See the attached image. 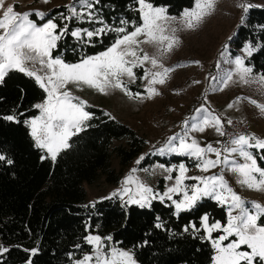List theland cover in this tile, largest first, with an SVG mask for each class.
<instances>
[{
	"label": "snow or ice",
	"instance_id": "obj_1",
	"mask_svg": "<svg viewBox=\"0 0 264 264\" xmlns=\"http://www.w3.org/2000/svg\"><path fill=\"white\" fill-rule=\"evenodd\" d=\"M42 2L48 3L49 0ZM100 2L71 0L65 5L66 13L61 12L48 19H45L44 12L36 11L35 15L43 21L38 24L30 18L32 12H17L15 4L0 0V85H4L12 73H20L34 80L42 90L41 102L33 105L39 114L25 119L23 123L29 129L34 147L43 153L41 160L50 159L53 164L62 152L72 147L70 141L73 137L91 127L89 122L94 118V114L87 110L90 107L88 102L74 95L73 87L81 91L92 89L103 95L119 90L129 99L136 100L153 99L160 95L155 86L164 85L177 67L185 66L166 67L163 63V59L181 43L178 32L199 28L213 14L218 0H193L192 7L184 8L178 17L169 14L168 6L156 5L153 0H133L129 9L138 13L139 22L121 18L120 26L106 22L98 14L100 9L96 6ZM237 7L242 10L240 26H243L253 5L240 0ZM69 22L79 25L87 23L91 27L77 26L70 30ZM258 27L264 31V25ZM111 33H115V36L104 51L80 55L75 63L66 62L62 53L54 55L60 51V42L66 37L74 38L81 45L82 52L88 46H95L96 42L102 43V38ZM234 35L229 36L228 40L232 41ZM143 45L151 46L155 51L149 54ZM262 49L264 42L246 40L240 54L233 55L229 44L225 43L216 63L221 74L211 77L218 85L213 91H223L230 84L238 83L256 85L258 91L264 94V73L254 74V66L250 63L254 53ZM192 63L199 64V61ZM222 65L228 67L222 69ZM135 69H143V75L138 77ZM137 79L147 82L144 89L146 95L134 93L129 87ZM243 100L264 115V103L249 97L238 96L227 108L232 109ZM104 115L113 118L109 113ZM0 120L21 122L15 112L0 114ZM232 123V120H227L228 125ZM209 128L220 137L226 135L221 116L201 105L195 109V115L184 121L182 133L168 137L161 147L147 155L187 157L195 161V167L200 172L208 173L220 168L218 174L190 176L185 162L169 165L157 163L152 169H139L151 175L159 171L164 180L173 182L160 192L142 180L137 175L138 168L133 167L117 189L85 207L95 208L97 203L115 198L124 209L132 206L152 209L154 201L162 205L167 201L170 202L167 207L172 209V214L179 217L182 213L196 210L204 200L214 201L225 209L226 223L222 224L219 220L210 223L209 214L205 213L200 217L199 227L189 222L183 232H191L194 238L210 244V264H264V205L245 201L225 178V171H228L234 174L236 183L242 187L264 191V167L257 160L259 157L264 161V138L255 134H238L226 143L218 140L217 147L212 143L201 146L196 138L190 136V133H203ZM233 157H238L242 162ZM144 160L145 155H142L135 164L141 165ZM0 162L13 164V160L3 153H0ZM188 180L194 183L187 184ZM174 196L180 198L174 199ZM156 221L154 227L164 230L165 225L159 216ZM91 227L90 223L86 225L88 234L83 237L90 251L79 259H74V254L69 253L72 264H138L134 249L113 246L112 235L102 237L93 234L89 231ZM214 233L219 235L214 236ZM148 243V240H143L135 247L147 246ZM75 247L80 249L82 246L77 244ZM9 251L8 247L0 244V257ZM24 251L29 253L26 264H33L32 257L38 254L39 247Z\"/></svg>",
	"mask_w": 264,
	"mask_h": 264
},
{
	"label": "trees",
	"instance_id": "obj_2",
	"mask_svg": "<svg viewBox=\"0 0 264 264\" xmlns=\"http://www.w3.org/2000/svg\"><path fill=\"white\" fill-rule=\"evenodd\" d=\"M153 2L168 6L169 14L175 16L193 4V0ZM132 4L133 0H101L96 7L106 22L120 26L121 18L139 22L138 13L129 9ZM61 12L66 13L65 5L51 9L45 19ZM33 19L38 24L43 23L36 15ZM259 25H264V9L252 8L232 41L235 54L246 40L264 42L261 39L264 31ZM77 26L91 27L87 23L69 22L70 30ZM114 36L115 33H111L102 38V43L96 42L82 52L81 45L69 36L60 42V51L54 55L62 53L66 62L75 63L80 55L104 51ZM250 63L255 73H264V49L254 53ZM142 75L143 69H137V76ZM129 87L134 93H144L143 80L137 79ZM42 98V90L34 80L20 73H12L5 84L0 85V114L15 112L21 121L0 120V153L13 160L12 165L0 162V244L10 249L0 257V264H26L29 253L24 249L37 247L39 252L32 257L33 264H72L69 253L79 259L90 251V246L83 241L89 223L93 234L112 235L113 243L119 247L134 249L139 264H210V244L194 238L191 232L184 233L183 228L189 222L199 227L200 217L205 213L209 214L210 223L216 220L226 223L225 209L214 201L204 200L196 210L176 217L167 207L170 203L167 201L163 205L154 201L152 209L135 206L124 209L115 198L97 203L95 208L85 207L89 204L84 185L96 183L103 175L108 182L117 183L119 178L112 169L114 156L122 166H129L146 149L147 140L105 109L90 105L87 110L94 114L89 122L91 127L72 138V147L62 152L55 164L50 159L41 160L43 153L34 147L23 121L39 114L33 105ZM257 160L264 167V161L259 157ZM179 162L192 166L191 159L179 156H154L145 161V166ZM163 182L161 179L160 184ZM157 216L164 223V230L154 227ZM143 240L149 241L147 246L135 247ZM77 244L82 247L77 249Z\"/></svg>",
	"mask_w": 264,
	"mask_h": 264
},
{
	"label": "rangeland",
	"instance_id": "obj_3",
	"mask_svg": "<svg viewBox=\"0 0 264 264\" xmlns=\"http://www.w3.org/2000/svg\"><path fill=\"white\" fill-rule=\"evenodd\" d=\"M239 2L240 0H218L213 14L207 17L199 28L178 32L181 43L163 59V63L166 67L185 66L177 67L164 85L155 86L161 94L153 99H129L119 90L103 95L88 88L83 91L72 88L74 95L86 100L89 105L105 109L113 117L134 128L147 140L146 149L129 166H122L118 157L114 156L112 169L119 178L117 183L108 182L106 176L103 175L96 183L84 185L87 191L86 203L89 204L108 196L119 187L120 181L133 167L138 168L137 175L155 190L160 192L166 190V186H170L173 183L172 181L164 180L159 171L155 175H151L139 169L153 168L155 164L145 166V161L155 155L147 154L152 153L155 148L161 147L168 137L176 133H182L184 121L195 115V109L201 105L219 114L223 121L230 119L247 124L251 132L260 137L253 132L252 126L254 124H252V121L255 120L258 124L264 125V115H261L255 106L247 100L241 101L238 106L232 109H228L227 105L238 96L249 97L255 99L258 103H264V94L258 91L256 85L249 86L238 83L230 84L223 91H213L218 85L211 79L212 76L221 74L220 70L216 68V63L225 43L229 44L230 52L236 55L232 44L233 40L229 41L228 37L233 36L234 33L235 37L237 28L240 26L242 10L237 7ZM244 2L253 5L252 8L264 9V0H244ZM7 3L15 4L17 12L30 11L35 15L36 11L47 14L54 7L68 5L71 0H49L48 3H43L42 0H7ZM33 15L30 17L31 19H33ZM143 47L149 54L155 51L151 46L143 45ZM237 54H240V50L237 51ZM193 61H199V64L192 63ZM146 67H150V65H146ZM221 67L223 69L228 66L222 65ZM134 71L137 73V69ZM254 74L257 73L254 72ZM195 81H199V83H194ZM146 83V81H143L144 89ZM248 117L250 124L245 122ZM190 136L196 138L201 146L212 143L214 146L219 147L216 142L220 141L221 138L211 128L203 133H190ZM260 138H263V136ZM142 155H145V160L141 162V165H136L135 161ZM165 157L171 158L173 156ZM233 158H236L238 162H242L238 157ZM191 163V167L187 165L189 168L188 175L190 176L212 175L220 172V168H215L208 173H202L195 167L194 160L191 159ZM173 175L175 176L176 173H173ZM225 178L245 201H255L264 205V191L242 187L236 183L234 174L228 171H225ZM161 179L164 180L163 184H160ZM186 183L192 184L194 181L188 180ZM179 198V196H174V199ZM113 246L119 247L115 243H113Z\"/></svg>",
	"mask_w": 264,
	"mask_h": 264
},
{
	"label": "built area",
	"instance_id": "obj_4",
	"mask_svg": "<svg viewBox=\"0 0 264 264\" xmlns=\"http://www.w3.org/2000/svg\"><path fill=\"white\" fill-rule=\"evenodd\" d=\"M232 122L231 125H228L227 119L224 120V130L226 135L220 138L222 143H226L230 138L238 134H253L247 124L234 120H232Z\"/></svg>",
	"mask_w": 264,
	"mask_h": 264
},
{
	"label": "crops",
	"instance_id": "obj_5",
	"mask_svg": "<svg viewBox=\"0 0 264 264\" xmlns=\"http://www.w3.org/2000/svg\"><path fill=\"white\" fill-rule=\"evenodd\" d=\"M245 122H248L249 123V117L247 118V120H245ZM250 124V123H249ZM252 124H254L252 127H253V129H254V133H256V134H258L260 137H262L263 136V138H264V125L262 124V125H260V124H258L255 120L254 121H252Z\"/></svg>",
	"mask_w": 264,
	"mask_h": 264
}]
</instances>
